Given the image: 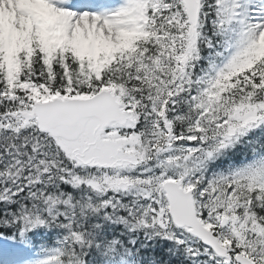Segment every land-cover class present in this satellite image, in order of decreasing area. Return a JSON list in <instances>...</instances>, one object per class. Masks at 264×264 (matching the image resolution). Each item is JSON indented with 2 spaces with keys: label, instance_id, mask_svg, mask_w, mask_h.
<instances>
[{
  "label": "snow or ice",
  "instance_id": "snow-or-ice-1",
  "mask_svg": "<svg viewBox=\"0 0 264 264\" xmlns=\"http://www.w3.org/2000/svg\"><path fill=\"white\" fill-rule=\"evenodd\" d=\"M0 264H264V0H0Z\"/></svg>",
  "mask_w": 264,
  "mask_h": 264
}]
</instances>
